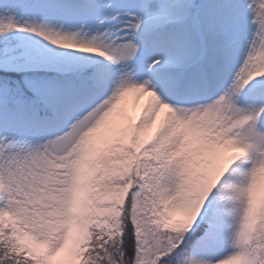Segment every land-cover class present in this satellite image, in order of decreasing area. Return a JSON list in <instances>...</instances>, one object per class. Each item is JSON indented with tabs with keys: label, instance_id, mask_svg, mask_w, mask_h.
<instances>
[{
	"label": "snow or ice",
	"instance_id": "1",
	"mask_svg": "<svg viewBox=\"0 0 264 264\" xmlns=\"http://www.w3.org/2000/svg\"><path fill=\"white\" fill-rule=\"evenodd\" d=\"M0 264H264V0H0Z\"/></svg>",
	"mask_w": 264,
	"mask_h": 264
}]
</instances>
